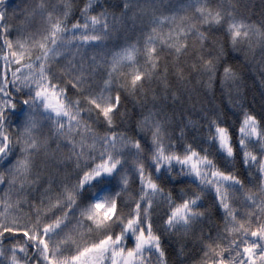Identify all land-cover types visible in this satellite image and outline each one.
Wrapping results in <instances>:
<instances>
[{
  "label": "snow or ice",
  "instance_id": "obj_1",
  "mask_svg": "<svg viewBox=\"0 0 264 264\" xmlns=\"http://www.w3.org/2000/svg\"><path fill=\"white\" fill-rule=\"evenodd\" d=\"M239 7L86 0L71 19L67 0H0V264H168L173 234L194 237L193 264H264V108L189 119L168 83L190 50L189 70L215 75L221 47L205 51L202 28L264 46V21Z\"/></svg>",
  "mask_w": 264,
  "mask_h": 264
},
{
  "label": "trees",
  "instance_id": "obj_2",
  "mask_svg": "<svg viewBox=\"0 0 264 264\" xmlns=\"http://www.w3.org/2000/svg\"><path fill=\"white\" fill-rule=\"evenodd\" d=\"M64 2L65 0H56V3L61 5ZM67 2L71 5V15L73 12L79 13V7L86 0H67ZM95 2L97 0H93V3ZM160 2L163 5L169 3L179 5L183 3V0H160ZM214 2L215 0H213ZM230 2L238 4L240 6V13L243 16H247L251 22L260 25L264 21V0H230ZM26 3H31V0H5V7L9 11H13L17 8H23ZM99 3L106 5V0H99ZM99 10V8L95 9V11ZM171 10L175 11V9ZM71 19H76V16L71 15ZM69 23H71V20H69ZM201 31H204L209 39V43L204 44L205 51L213 50L212 42H215L216 45L221 47L220 60L213 78L209 79L207 75L199 71L192 72L189 70L187 64L192 62L190 50L188 54L178 58L179 65L184 66L183 75L185 80L179 81L171 73L168 80L171 86L170 91L179 89L183 92V96L180 97V102H183L188 109L186 112L187 118L195 120L198 117L193 113L199 112L202 109L206 110L208 106L214 105L224 116L235 120L236 116L233 113L237 112V107L229 103V101L241 102L249 112L259 114L262 108H264V46L261 45L258 39L253 38L251 41H238L233 47L230 43H224L226 37L223 31H212L208 28H202ZM191 41L192 37H189V42L191 43ZM213 54H215L214 51ZM167 64L171 70V57H168ZM225 65L230 67L234 73V77L227 79L222 85L219 73ZM145 87L155 88L157 84L153 81L151 84H146ZM136 100H140V97L137 96ZM169 103H171L170 95ZM122 107L128 110L131 120L134 121L138 118V113H140L141 108L138 104L134 108L132 98L126 99ZM238 114L240 116L243 115L242 112ZM177 116H179V113H177ZM128 119L129 117L126 116L125 120L127 121ZM188 127L192 129L191 125ZM195 131L194 129L189 131V135L195 134ZM236 171L239 174V165L236 166ZM253 183H256L255 179ZM200 207L207 208L211 213V215L205 217V231L209 230V221L211 222L210 226L212 231H215L222 217L218 216L215 208L211 206L210 195L205 198L204 204L200 205ZM197 232H199V229H197ZM162 246L166 249L168 264H193V261L198 258V246L195 245L194 237L191 235L177 236L173 234L169 237V242Z\"/></svg>",
  "mask_w": 264,
  "mask_h": 264
}]
</instances>
